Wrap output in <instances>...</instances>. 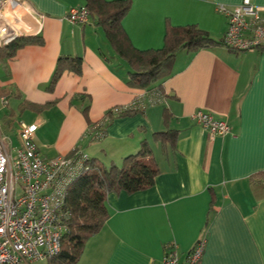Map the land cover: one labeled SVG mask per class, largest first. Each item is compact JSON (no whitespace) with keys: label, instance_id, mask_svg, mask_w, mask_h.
Here are the masks:
<instances>
[{"label":"crops","instance_id":"obj_1","mask_svg":"<svg viewBox=\"0 0 264 264\" xmlns=\"http://www.w3.org/2000/svg\"><path fill=\"white\" fill-rule=\"evenodd\" d=\"M26 1L41 16L40 22L28 18V34L40 35L44 43L22 47L0 63V136L18 145L20 123L37 122L35 142L44 157L80 149L105 165H121L146 141L159 167L151 187L108 194L110 216L87 241L78 264H161L172 243L183 260L203 237L201 264H264V181L255 179L264 171V49L236 52L218 45L194 54L180 51L160 86L162 99L114 118L97 140L88 132L91 123L150 93L128 84L129 66L97 16L85 25L66 18L86 0ZM241 1L131 0L122 26L139 49L161 48L168 24H195L218 41L227 18L217 5ZM252 2L264 16V0ZM75 56L83 59L82 73L64 71L49 91L58 58ZM24 100L50 105L21 111ZM200 109L226 120L232 132L211 136L191 116ZM167 127L176 131L173 141L155 140Z\"/></svg>","mask_w":264,"mask_h":264},{"label":"built area","instance_id":"obj_2","mask_svg":"<svg viewBox=\"0 0 264 264\" xmlns=\"http://www.w3.org/2000/svg\"><path fill=\"white\" fill-rule=\"evenodd\" d=\"M216 10L226 16L227 29L221 39L226 48L243 52L264 49V16L252 0L237 5L218 4ZM40 14L26 0H0V47L28 34V18L40 22ZM91 12L86 5L71 8L66 18L73 24L85 25ZM162 99L151 92L149 99L139 98L112 112L143 108ZM3 106L8 105L2 99ZM193 120L211 136L232 132L231 125L213 113L197 110ZM107 120L89 127L94 139L105 136ZM39 124L20 123L19 144L0 136V264H33L58 254L69 231L67 197L76 178L88 170L90 157L80 149L55 158L44 157L35 142ZM206 238H200L182 260L176 243L169 244L161 264H201Z\"/></svg>","mask_w":264,"mask_h":264},{"label":"trees","instance_id":"obj_3","mask_svg":"<svg viewBox=\"0 0 264 264\" xmlns=\"http://www.w3.org/2000/svg\"><path fill=\"white\" fill-rule=\"evenodd\" d=\"M86 6L91 16H97L98 24L105 28V33L110 45L115 52L129 66L128 84L131 87L145 89L148 93L160 92L163 79L172 73V66L178 54L182 50L196 53L202 49L223 45V41L214 39L206 30L195 24L174 26L168 24L164 44L161 48L139 49L135 47L123 29L122 19L130 10L131 0H86ZM43 37L40 35H26L19 37L0 47V63L12 59L17 51L28 45H42ZM233 51V50H232ZM82 57L58 58L57 67L48 83V90L53 91L64 71H72L80 75L82 73ZM10 91L1 90V94ZM20 95L17 94V98ZM50 104L38 105L24 100L20 103V110L34 109L42 111ZM88 106L83 107L85 117H88ZM142 108L126 109L114 114L110 109L101 121L112 122L116 117H125L142 112ZM168 109L164 110L165 123L168 126ZM99 121V122H101ZM98 123V122H97ZM95 124V123H94ZM93 123L90 124L92 126ZM176 131L166 128L155 133V140L160 142L173 141ZM151 148L146 141L138 153L126 156L121 165H105L97 158H91L89 168L84 171L69 188L67 197V210L69 213V231L63 238L61 251L52 256L50 264H78L86 243L96 235L105 225L110 216L107 197L110 192L125 191L129 194L145 190L155 183L159 174V167L153 158ZM257 181H264V171L256 174Z\"/></svg>","mask_w":264,"mask_h":264},{"label":"rangeland","instance_id":"obj_4","mask_svg":"<svg viewBox=\"0 0 264 264\" xmlns=\"http://www.w3.org/2000/svg\"><path fill=\"white\" fill-rule=\"evenodd\" d=\"M10 105L14 107L15 106L14 101L13 102H10ZM15 124L16 123H14V125ZM15 129H18V124H17V126H16ZM19 130H20V127H19ZM14 143L17 144V139H14ZM33 264H50V261H49V259L37 260V261L33 262Z\"/></svg>","mask_w":264,"mask_h":264}]
</instances>
